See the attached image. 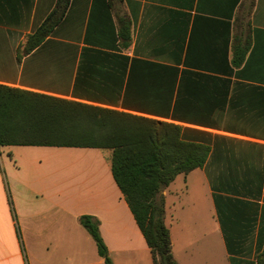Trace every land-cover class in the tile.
Returning a JSON list of instances; mask_svg holds the SVG:
<instances>
[{"label": "crops", "instance_id": "1", "mask_svg": "<svg viewBox=\"0 0 264 264\" xmlns=\"http://www.w3.org/2000/svg\"><path fill=\"white\" fill-rule=\"evenodd\" d=\"M55 2L0 0V84L179 126L209 152L160 191L177 264H264V0H69L24 51ZM63 147L0 146V264H104L83 214L113 264H153L111 153Z\"/></svg>", "mask_w": 264, "mask_h": 264}, {"label": "trees", "instance_id": "2", "mask_svg": "<svg viewBox=\"0 0 264 264\" xmlns=\"http://www.w3.org/2000/svg\"><path fill=\"white\" fill-rule=\"evenodd\" d=\"M68 3L56 0L27 37L24 51L34 49L49 35ZM238 63L234 60V65ZM4 145L111 149L113 179L151 251L153 264H177L160 191L178 173L201 167L209 152L208 146L187 140L179 126L0 84V146ZM79 221L94 239L104 264H113L99 220L83 214Z\"/></svg>", "mask_w": 264, "mask_h": 264}, {"label": "rangeland", "instance_id": "3", "mask_svg": "<svg viewBox=\"0 0 264 264\" xmlns=\"http://www.w3.org/2000/svg\"><path fill=\"white\" fill-rule=\"evenodd\" d=\"M63 148H65L66 150L63 149L59 151V153L61 154L59 155V157L63 158L69 167L78 166V165L86 166V167L94 166L95 162H94L93 155L97 152L96 150L101 151L104 156L106 154L111 153L110 149H100V148H92V147H63ZM13 150H17V149H13ZM84 150H90V151H84ZM68 154L69 155L71 154V157H68ZM3 158H4V161L6 160V162H8V165L10 167L11 166L15 167L19 164L16 158L9 155V152L7 151V149L3 150ZM36 161H41L40 164H43V161L45 160L41 157H38L36 158ZM9 201H11L10 198H9ZM109 255L113 261V252H111V254Z\"/></svg>", "mask_w": 264, "mask_h": 264}]
</instances>
